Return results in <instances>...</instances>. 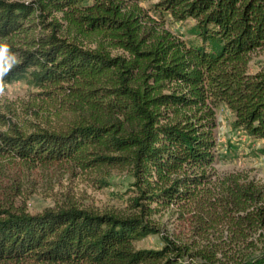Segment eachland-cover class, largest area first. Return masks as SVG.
<instances>
[{
    "label": "trees",
    "instance_id": "obj_1",
    "mask_svg": "<svg viewBox=\"0 0 264 264\" xmlns=\"http://www.w3.org/2000/svg\"><path fill=\"white\" fill-rule=\"evenodd\" d=\"M138 2L0 0V41L20 61L5 84L37 89L33 115L64 121L25 133L0 115V157L132 179L119 212L0 209V264H264V185L214 168L222 105L264 155V68L250 71L264 0ZM166 211L176 235L153 221ZM153 235L160 249L135 247Z\"/></svg>",
    "mask_w": 264,
    "mask_h": 264
},
{
    "label": "rangeland",
    "instance_id": "obj_2",
    "mask_svg": "<svg viewBox=\"0 0 264 264\" xmlns=\"http://www.w3.org/2000/svg\"><path fill=\"white\" fill-rule=\"evenodd\" d=\"M155 2L156 0H139L138 5L147 10ZM149 14L154 16L151 12ZM165 25L172 31L184 30L183 26L171 21H167ZM251 57V72L264 68V48ZM37 93V89L30 88L24 82L5 84L4 92L0 94V115L25 133L38 129L59 131L64 121L43 113L33 115L31 106L36 99L39 106L41 99L45 100L43 97H35ZM215 119L217 161L214 168L217 175L239 174L264 185V155L260 152L262 142L234 130L231 126L233 116L223 105L218 107ZM0 131H7V126L2 125L1 120ZM96 179L95 174L82 173L66 163L33 165L0 157V209H22L30 214H38L67 200L100 213L125 209L131 196L130 175L114 170L107 178L108 185L105 187ZM153 221L161 227L164 235L173 236L180 231L176 217L167 211L154 216ZM161 246L159 235L149 236L135 243L137 249L155 250Z\"/></svg>",
    "mask_w": 264,
    "mask_h": 264
},
{
    "label": "clouds",
    "instance_id": "obj_3",
    "mask_svg": "<svg viewBox=\"0 0 264 264\" xmlns=\"http://www.w3.org/2000/svg\"><path fill=\"white\" fill-rule=\"evenodd\" d=\"M19 62L17 55L11 51L6 39L0 41V94L4 92L5 77Z\"/></svg>",
    "mask_w": 264,
    "mask_h": 264
}]
</instances>
